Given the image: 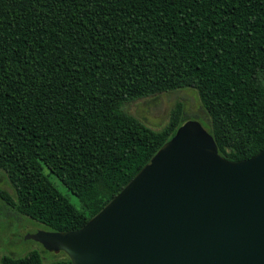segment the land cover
I'll list each match as a JSON object with an SVG mask.
<instances>
[{
  "label": "trees",
  "instance_id": "trees-1",
  "mask_svg": "<svg viewBox=\"0 0 264 264\" xmlns=\"http://www.w3.org/2000/svg\"><path fill=\"white\" fill-rule=\"evenodd\" d=\"M187 87L221 158L264 148V0H0L1 204L77 230L189 120L175 107L153 131L124 105Z\"/></svg>",
  "mask_w": 264,
  "mask_h": 264
},
{
  "label": "water",
  "instance_id": "water-1",
  "mask_svg": "<svg viewBox=\"0 0 264 264\" xmlns=\"http://www.w3.org/2000/svg\"><path fill=\"white\" fill-rule=\"evenodd\" d=\"M24 238L71 264H264V148L226 161L186 120L80 228Z\"/></svg>",
  "mask_w": 264,
  "mask_h": 264
},
{
  "label": "rangeland",
  "instance_id": "rangeland-1",
  "mask_svg": "<svg viewBox=\"0 0 264 264\" xmlns=\"http://www.w3.org/2000/svg\"><path fill=\"white\" fill-rule=\"evenodd\" d=\"M175 107L179 108L181 114H187L186 117L189 120H196L202 126H206L207 123L204 118L190 115L199 111L200 101L196 90L188 87L162 92L126 103L124 111L151 130L158 131L167 123L170 113ZM44 173L47 174V171L44 170ZM1 176L3 178V175ZM48 180L60 194L77 207L76 198L70 195L52 175H48ZM0 188L11 195V189L5 181L0 183ZM5 207L7 208V206ZM6 208L0 202V257L3 255L20 257L30 251L39 252L45 262L61 257L59 252L47 251L32 239L24 238L26 235L38 231H46L43 225L26 217L18 216Z\"/></svg>",
  "mask_w": 264,
  "mask_h": 264
}]
</instances>
